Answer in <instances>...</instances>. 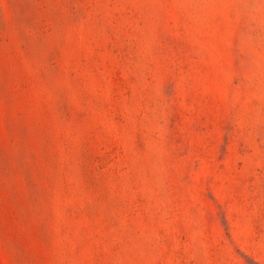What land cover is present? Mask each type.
Listing matches in <instances>:
<instances>
[{"label": "rangeland", "instance_id": "1", "mask_svg": "<svg viewBox=\"0 0 264 264\" xmlns=\"http://www.w3.org/2000/svg\"><path fill=\"white\" fill-rule=\"evenodd\" d=\"M0 264H264V0H0Z\"/></svg>", "mask_w": 264, "mask_h": 264}]
</instances>
